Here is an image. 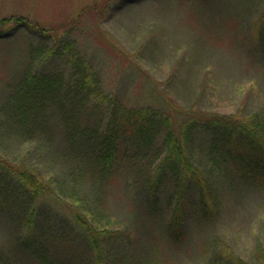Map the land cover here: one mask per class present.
<instances>
[{"label":"rangeland","instance_id":"obj_1","mask_svg":"<svg viewBox=\"0 0 264 264\" xmlns=\"http://www.w3.org/2000/svg\"><path fill=\"white\" fill-rule=\"evenodd\" d=\"M18 16L0 24V157L49 193L0 165V264H264V0H0ZM28 76L55 89L31 103ZM121 107L196 128L181 152L127 136L100 172L70 133L90 143Z\"/></svg>","mask_w":264,"mask_h":264},{"label":"trees","instance_id":"obj_2","mask_svg":"<svg viewBox=\"0 0 264 264\" xmlns=\"http://www.w3.org/2000/svg\"><path fill=\"white\" fill-rule=\"evenodd\" d=\"M13 20L18 21L13 22ZM28 23L30 22L26 18L19 16L8 18L4 17L0 21V24L4 30L9 29L10 27L11 29L23 26L29 27V25H26ZM33 25L37 30L40 31L43 36H46L48 34L53 36V32H57L56 30L58 29L57 27H53L52 30L40 28L35 23H33ZM75 77L81 79V81L78 82V86L75 88V90L79 93L90 96L93 92L96 91V89H99V86L94 85L93 75L89 69H85L83 67L75 68ZM24 81L26 85L21 89V94L27 93V95L29 96H34L31 103L35 102L36 100H40L39 98H37V94L41 93L39 87L42 91L46 90L47 88H50L51 91L55 89V87H51L49 84H39L38 78H35L33 76L26 77ZM21 121L24 122L22 126L31 123V119L27 117L21 119ZM106 122L107 123L104 132L101 134V136L95 135V137L93 138L94 140L91 138L90 143L83 140L86 132L71 130L70 133V135L72 136V140L83 145L87 143L85 149L88 152H90V149L92 150V148L97 151L99 155L97 161L100 163V172H102L104 169H110L114 167L116 161L125 151L122 148L121 142L127 136L136 138V140L142 145L141 146L138 143L141 147L146 146L148 142H152L153 140H156L158 138H163L164 144L167 147H169L170 149H176L181 152L186 145V135L190 131V128H196V124L193 126V124H180L179 122H176L175 124L173 123L174 125H172L170 119L159 116L156 110L154 111L149 108L133 109L121 107L120 109H113L110 112L108 119H106ZM207 126H209V129L214 128L215 132H217L216 138L219 140V144L217 143L213 145L225 148L229 144H231L232 140H230L229 132H231V129L235 130V125L229 126L222 120H217L208 121ZM232 133L234 134L233 130ZM134 142L135 140L133 139V143ZM132 148L135 149L136 147L132 146ZM0 165L7 166L10 169L13 178H16L17 184L22 188L28 191L35 192L36 194L49 193V189L45 187V185L40 182L39 179L33 174L7 164L1 157ZM2 170H4V168H2ZM196 184L199 186L200 190L204 191L205 184ZM208 203L209 202L207 199L204 203L205 211L207 210ZM227 256L230 255L227 254Z\"/></svg>","mask_w":264,"mask_h":264}]
</instances>
